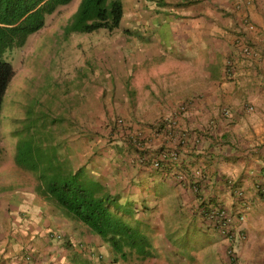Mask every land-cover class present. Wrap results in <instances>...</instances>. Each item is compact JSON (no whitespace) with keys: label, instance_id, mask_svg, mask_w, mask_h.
<instances>
[{"label":"crops","instance_id":"0c3cea01","mask_svg":"<svg viewBox=\"0 0 264 264\" xmlns=\"http://www.w3.org/2000/svg\"><path fill=\"white\" fill-rule=\"evenodd\" d=\"M190 1L201 7L173 17L169 46L161 53L167 70L148 67L153 41L131 40L117 49L107 45L114 57L120 50L127 58L118 63L110 56L109 71L115 74H105L107 82L98 76L89 88L78 86L67 127L70 152L66 149L64 157L70 158L71 170L88 172L100 186L98 193L117 195L124 203L131 197V205L146 206L149 218L159 219L161 226L162 206H172L171 218H179L186 228L192 222L202 227L201 207H226L248 239L238 246L240 256L241 246L264 241V0ZM122 3L128 13V0ZM132 49L136 53L131 56ZM111 99L114 105L116 99L126 100L129 121L122 124L126 134H114L115 140L106 142L99 126L102 106ZM161 148L175 149L178 155L154 167L151 162ZM177 174L185 179L178 180ZM36 184L0 188V264H79L90 259L68 239L105 249L97 234ZM10 212L21 220L14 223ZM50 229L61 231L64 240L49 238ZM216 232L221 238L213 251L224 257L230 242ZM182 246L169 250L184 253Z\"/></svg>","mask_w":264,"mask_h":264},{"label":"rangeland","instance_id":"374dc122","mask_svg":"<svg viewBox=\"0 0 264 264\" xmlns=\"http://www.w3.org/2000/svg\"><path fill=\"white\" fill-rule=\"evenodd\" d=\"M79 2L80 0H71L59 5L54 12L45 15L41 28L28 34L21 45L15 44L3 53V57L12 64L14 70L5 89L0 111V188L3 190L32 181H36L37 186V175L41 172L48 182L51 178H56L55 172L58 173L59 169L73 171L70 168V158L67 155L64 157L70 134L67 127L74 115L70 114V110L77 106L78 86L89 88L87 85L93 77L96 79L99 76L101 81L107 82L105 74L114 76L115 71L110 73L111 65L107 63L111 60L110 56L114 55L108 44L113 43L117 49L131 40L134 43L153 41L154 47L150 52L154 53V57L150 59L152 62L148 67H157L158 71L160 68L167 70L162 66L165 58L161 53L169 46V27L173 17L187 16V12L190 14L201 7L197 2L191 5L190 0H128L129 12H123L120 25L116 29L108 31L100 28L86 33L65 34L64 26ZM173 2L180 4L175 5ZM180 5L181 8H176ZM190 7L192 8L188 11ZM124 27L129 28L130 32L124 31ZM101 48L103 49L99 52ZM143 51L142 49L141 52ZM116 52L115 57L113 56L115 62H124L126 54L120 50ZM135 53L132 49L131 56ZM183 72L187 73V68ZM140 83L143 84V81L140 80ZM125 101L116 99L114 105V100L111 99L110 103L106 102L102 106L105 114L102 115L99 128L101 137L106 142L115 140L114 134H125L122 124L129 121L124 113L128 105ZM139 101L136 97L135 105L138 106ZM120 137L125 143H129L126 136ZM133 140L136 143L137 138ZM69 152L68 148L67 154ZM32 159L38 162L35 168H31ZM74 176L82 184H93L85 170ZM112 198V206L125 212L124 219L131 229V239H137L139 234L136 232L140 231V238L145 237L148 244L144 247L140 242L138 248L152 249L153 254L139 258L137 253H132L122 258L111 249H105V256L113 264H264V241L261 240L253 245L249 242L252 245L249 244V248L243 249L241 246L238 256L239 244L244 241L245 244L248 240L246 233L243 235L245 238L241 235L232 244V253L225 248L224 258L219 251H213L214 246L217 249L214 242L221 236L195 222L186 228L179 218L174 219L173 215L171 218L172 206H165L166 209L162 206L161 226L159 219L149 218L150 212L145 211L146 206L131 205V197L126 198V203L121 202L117 195H112ZM137 199L139 198L135 196V200ZM11 214L14 223L21 220L18 214ZM238 226L240 230L243 229L239 222ZM187 240L191 241L190 244L186 243ZM178 243L183 245L182 248L186 247L184 253L169 250ZM258 257L260 260H257Z\"/></svg>","mask_w":264,"mask_h":264},{"label":"trees","instance_id":"16d2710c","mask_svg":"<svg viewBox=\"0 0 264 264\" xmlns=\"http://www.w3.org/2000/svg\"><path fill=\"white\" fill-rule=\"evenodd\" d=\"M69 1L0 0V111L5 89L13 75L12 65L3 57V53L15 44L21 45L28 34L43 26L46 14ZM122 15L121 0H80L64 26V33H86L100 28L112 31L119 27ZM124 31L130 32L127 27H124ZM135 147L141 150L139 144H135ZM18 160L19 157H17ZM37 163L32 159L31 168H35ZM66 172L68 171L59 169L58 173L55 172L56 178L53 177L48 182L44 173L41 172L37 175L38 188L44 194L54 198L67 213L81 221L91 232L100 236L107 243L106 249H111L122 258L132 253H137L136 256L139 258L153 255L152 249L138 248L140 242L144 247L148 244L145 237L140 238L142 237L140 231L136 232L139 234L137 239L134 237L131 239V229L124 219L125 212L112 206V197L102 192L98 193L100 186L91 179L89 180L93 184H82L80 179L74 176L78 173V169L68 174ZM207 208L208 206L202 208V216L205 215L204 211ZM79 264H89L88 258H83Z\"/></svg>","mask_w":264,"mask_h":264},{"label":"built area","instance_id":"2783aa9c","mask_svg":"<svg viewBox=\"0 0 264 264\" xmlns=\"http://www.w3.org/2000/svg\"><path fill=\"white\" fill-rule=\"evenodd\" d=\"M247 50V47H244ZM180 109H184L183 105ZM225 114H229V110H224ZM177 151L175 150H159L156 156L153 158L151 165L154 167L160 166V162L166 158L175 159L177 157ZM178 180H184L183 175L177 174ZM176 178V179H177ZM264 192V190H263ZM206 208V206H204ZM203 208V207H202ZM203 211V209L201 210ZM204 223L209 228L218 230L230 243L233 244L237 238L241 237L240 226H238L237 219L230 213L224 206H208L204 211ZM233 248H228V252L232 253Z\"/></svg>","mask_w":264,"mask_h":264},{"label":"clouds","instance_id":"9594fccd","mask_svg":"<svg viewBox=\"0 0 264 264\" xmlns=\"http://www.w3.org/2000/svg\"><path fill=\"white\" fill-rule=\"evenodd\" d=\"M71 1V0H70ZM69 1V2H70ZM68 3V2H67ZM66 4V3H65ZM62 5V4H61ZM78 6V5H77ZM58 8V6H57ZM56 8V9H57ZM77 8V7H76ZM55 9V10H56ZM54 10V11H55ZM76 10V9H75ZM74 10V11H75ZM53 11V12H54ZM52 13V12H51ZM73 14V13H72ZM72 16V15H71ZM44 25V24H43ZM64 31V30H63ZM12 48V47H11ZM10 48V49H11ZM8 49V50H10ZM7 51V50H6ZM7 60V59H6ZM12 65V64H11ZM13 68V67H12ZM14 72V70H13ZM137 144H139V146L141 145L140 143L137 142ZM61 207V206H60ZM201 210H202V207H201ZM66 212V211H65ZM67 213V212H66ZM69 214V213H67ZM203 214V212H202ZM201 214V215H202ZM70 215V214H69ZM72 216V215H71ZM73 217V216H72ZM204 217V216H203ZM75 218V217H74ZM203 228H207V229H211L213 231H217L215 229H212V228H209L205 225V223L202 224ZM47 235L49 238H52V239H55V240H64V234L61 232V231H58V230H54V229H50L47 231ZM98 236V235H97ZM71 238V237H70ZM100 239H102L100 236H99ZM71 239H68L67 241L70 243V245H74L75 247H77L78 249H82L84 251H86V254H88L90 256V259L89 260V264H113L112 261L110 259H108V257L105 256L104 254V249L103 251L102 250H99V249H95L93 248L92 245H89L88 244H85L83 243L82 240H78V241H72L70 242ZM61 241V242H62ZM103 243L102 245L105 247V245L107 244L104 240H102ZM88 246V247H87ZM87 247V248H86ZM232 247V244H229L228 248ZM233 248V247H232ZM106 250H109V249H106ZM228 251V250H227ZM231 255V254H230ZM232 256V255H231ZM138 257V256H137ZM28 258H30V254L28 255ZM146 258V257H145ZM91 261V262H90ZM67 264H70V263H67Z\"/></svg>","mask_w":264,"mask_h":264}]
</instances>
